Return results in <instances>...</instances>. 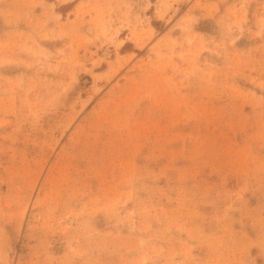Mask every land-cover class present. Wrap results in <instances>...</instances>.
<instances>
[{"label":"rangeland","instance_id":"1","mask_svg":"<svg viewBox=\"0 0 264 264\" xmlns=\"http://www.w3.org/2000/svg\"><path fill=\"white\" fill-rule=\"evenodd\" d=\"M0 264H264V0H0Z\"/></svg>","mask_w":264,"mask_h":264}]
</instances>
